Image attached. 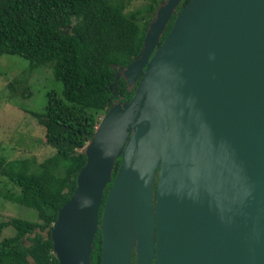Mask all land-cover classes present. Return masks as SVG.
Returning <instances> with one entry per match:
<instances>
[{"label": "water", "instance_id": "95a60500", "mask_svg": "<svg viewBox=\"0 0 264 264\" xmlns=\"http://www.w3.org/2000/svg\"><path fill=\"white\" fill-rule=\"evenodd\" d=\"M180 1L86 147L50 230L58 264H89L98 229L100 264H264V0H189L159 44Z\"/></svg>", "mask_w": 264, "mask_h": 264}, {"label": "trees", "instance_id": "16d2710c", "mask_svg": "<svg viewBox=\"0 0 264 264\" xmlns=\"http://www.w3.org/2000/svg\"><path fill=\"white\" fill-rule=\"evenodd\" d=\"M164 1L149 0L126 11L124 0H0V56L20 55L28 60L30 70L49 65L63 85L61 93L46 92L41 112L31 111L54 152L37 164L0 155V175L11 185L3 197L37 212V220L19 216L0 220V264H58L51 226L75 191L77 174L86 162L84 147L93 138L100 116L113 100L127 102L132 97L137 84L128 91L121 71L139 55L149 23ZM188 1L176 6L159 44ZM119 164L120 158L112 180ZM112 180L104 189L99 221ZM7 226L15 233L1 237ZM101 238L98 229L90 264H100ZM132 264H136L134 255Z\"/></svg>", "mask_w": 264, "mask_h": 264}, {"label": "rangeland", "instance_id": "374dc122", "mask_svg": "<svg viewBox=\"0 0 264 264\" xmlns=\"http://www.w3.org/2000/svg\"><path fill=\"white\" fill-rule=\"evenodd\" d=\"M125 10L130 11L147 4L149 0H124ZM28 86V90L26 87ZM62 83L51 66L41 65L30 70L28 60L17 54L0 56V155L5 158H27L35 164L51 155L54 148L46 143L44 128L31 111L41 112L46 103V92L54 89L61 93ZM102 118L100 116L99 120ZM85 145L84 151L87 145ZM10 183L0 175V220L19 216L37 220L34 208L18 204L3 197ZM7 226L1 237L13 235Z\"/></svg>", "mask_w": 264, "mask_h": 264}, {"label": "flooded vegetation", "instance_id": "af4514ba", "mask_svg": "<svg viewBox=\"0 0 264 264\" xmlns=\"http://www.w3.org/2000/svg\"><path fill=\"white\" fill-rule=\"evenodd\" d=\"M121 73H122V71H121ZM123 76H124V75H123ZM137 82H138V81H136L135 84H137ZM135 84H134L132 87H128V86H127L128 91H132V90L134 89ZM116 103H121V104H123V103H125V101L122 100V98H117V99H115V100H113V101L111 102V105L113 106V105L116 104ZM90 260H91V259H90ZM89 264H90V261H89Z\"/></svg>", "mask_w": 264, "mask_h": 264}, {"label": "bare ground", "instance_id": "6f19581e", "mask_svg": "<svg viewBox=\"0 0 264 264\" xmlns=\"http://www.w3.org/2000/svg\"><path fill=\"white\" fill-rule=\"evenodd\" d=\"M172 128H173V123L171 124V127L169 129V132H168V135H167V139L169 138V135L171 134ZM167 139H166V141H167Z\"/></svg>", "mask_w": 264, "mask_h": 264}]
</instances>
